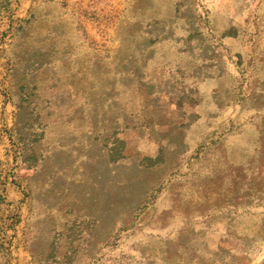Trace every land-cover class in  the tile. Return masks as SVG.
Wrapping results in <instances>:
<instances>
[{
  "label": "rangeland",
  "instance_id": "rangeland-1",
  "mask_svg": "<svg viewBox=\"0 0 264 264\" xmlns=\"http://www.w3.org/2000/svg\"><path fill=\"white\" fill-rule=\"evenodd\" d=\"M0 264H264V0H0Z\"/></svg>",
  "mask_w": 264,
  "mask_h": 264
}]
</instances>
